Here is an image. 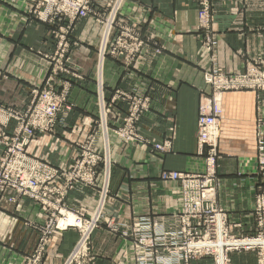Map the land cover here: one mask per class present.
I'll return each instance as SVG.
<instances>
[{
  "label": "crops",
  "instance_id": "crops-1",
  "mask_svg": "<svg viewBox=\"0 0 264 264\" xmlns=\"http://www.w3.org/2000/svg\"><path fill=\"white\" fill-rule=\"evenodd\" d=\"M34 1L0 0V104L18 110L27 108L34 90L43 84L50 66L44 55L53 54L57 47V26L32 13ZM198 7V0H125L122 5L120 16L136 27L144 47L129 65L106 55L99 79L105 77L108 101L117 90L141 91L149 97L150 108L140 122V132L149 143L129 144L110 136L113 166L107 215L119 222L129 224L140 216L155 218L181 210L180 183L162 179L161 173L204 169L197 122L203 96L212 95L205 72L218 67L239 74L264 61V0H210L209 30L216 38L210 53L204 52L209 30L199 26ZM58 24L66 25L68 20ZM102 35L103 26L93 16L75 23L69 60L81 77L67 76L71 81L68 103L73 107L58 114L55 132L37 134L28 146L30 155L55 167L72 164L77 142L95 124V72ZM263 97L259 91L238 90L225 92L221 101L218 203L228 210L229 222L250 225L242 229L243 234L254 230L257 123L264 117L258 104ZM115 107L126 110L127 104L119 100ZM14 127L11 121L7 131ZM167 141L171 146L166 151L154 149L153 143ZM3 151L0 145V156ZM98 197L95 189L78 186L67 194L65 203L90 213ZM7 203L0 205V264H23L41 245L47 214L28 197ZM78 236L75 228L50 235L40 264H64ZM134 252L131 239L100 227L91 233L82 264H136Z\"/></svg>",
  "mask_w": 264,
  "mask_h": 264
},
{
  "label": "built area",
  "instance_id": "built-area-1",
  "mask_svg": "<svg viewBox=\"0 0 264 264\" xmlns=\"http://www.w3.org/2000/svg\"><path fill=\"white\" fill-rule=\"evenodd\" d=\"M125 0H35L30 8L43 22L57 26L54 31L59 48L56 59L49 58V68L45 87L37 91L32 106L29 108L30 120L20 122L16 134L12 137L0 130V145L4 151L0 156V205L17 203L26 196L39 203L47 214L42 227L41 245L32 257H27L25 264H39L42 261L44 247L48 237L58 231L75 228L79 236L71 254L64 264H82L88 254L91 233L96 228L107 226L112 232L120 233L126 238L135 240V255L138 264H192L197 258L215 255V264H231L228 254L233 250H253L258 253V264H264V117L257 123L258 158L255 174L258 176L257 194L252 215L255 230L251 234L234 235L233 227L227 222L226 211L217 203L216 183L218 181V139L221 115L220 101L227 91L254 90L264 93V61L247 68L241 74L222 72L218 67L204 74V80L212 88V98L203 96L198 117V154L204 156V169L200 172L164 171L161 178L180 182L182 190V207L178 213L159 215L155 218L140 216L132 224L119 222L114 216L97 218L94 214L87 216L81 208L70 207L65 203L67 193L78 186H87L98 191L100 201L104 200L98 214L111 198L112 171V134L126 143L146 141L140 134V122L150 108L149 97L141 91L134 93L119 92L117 97L127 103L126 111L118 110L108 103L105 95L104 73L106 55L123 58L129 65L140 51L144 42L138 35L135 26L120 19V11ZM201 25L210 29V0H201ZM93 16L103 26L102 67L97 65V96L100 109L99 121L93 126V133L79 144V151L68 168H57L47 162L29 155L27 146L35 137V132H55L59 110L65 106L69 87L61 94L57 78L60 73H71L66 65L69 61L67 51L71 42L69 37L75 23L81 18ZM68 20V24H58ZM117 30V31H116ZM116 31L114 36L113 33ZM216 45L215 35L207 31L204 52H212ZM159 52V51H157ZM53 58V57H52ZM101 67V68H100ZM48 85V86H47ZM70 107L67 106V110ZM259 110L264 112V97L259 103ZM0 106V124L3 118L18 117ZM107 137V138H106ZM156 150L166 151L171 144L155 143ZM28 176V178H25ZM64 179L63 185L57 181ZM27 181V182H25ZM97 213V212H95ZM73 216L72 224L60 226L68 215ZM111 219H105V217ZM215 218L220 219L218 231L215 230ZM165 221L166 223H164ZM234 227L241 228L238 223ZM219 235L223 239L222 251L226 259L220 263L214 244ZM208 239V244H204ZM231 240V242H229ZM233 240V242H232Z\"/></svg>",
  "mask_w": 264,
  "mask_h": 264
},
{
  "label": "rangeland",
  "instance_id": "rangeland-1",
  "mask_svg": "<svg viewBox=\"0 0 264 264\" xmlns=\"http://www.w3.org/2000/svg\"><path fill=\"white\" fill-rule=\"evenodd\" d=\"M199 1V7H198V17H199V26L201 27V28H203V29H206L205 27H203L202 25H201V23H200V21H201V16H200V14L202 13V5H201V0H198ZM122 8V7H121ZM120 19H122L124 22H127V20L125 19V18H123V17H119ZM211 21H212V16H211V20H209V23H211ZM213 34H215V33H213ZM206 36H207V34H206ZM206 40V39H205ZM205 43V42H204ZM101 47H102V41H101V46H100V48H99V54H101L100 53V50H101ZM143 47H144V44H143V46L141 47V49H140V51L136 54V56L134 57V59L132 60V62L130 63V64H132L133 63V61L136 59V57L138 56V54L142 51V49H143ZM58 48H59V45H58V42H57V47H56V50H55V52L53 53V54H51V55H49V54H45L44 55V57H45V59L47 60V62H49V58H51V60H58V59H56V57L58 56L57 55V52H58ZM70 50H71V45H70V48L68 49V51L66 52L67 53V57L69 58V54H70ZM155 51H159L157 48L155 49ZM109 55V54H108ZM53 57V58H52ZM120 59H122V60H124L123 58H120ZM99 62H100V65H101V67H102V63H103V56H101L100 57V61L98 60V64H99ZM124 62H125V60H124ZM97 64V65H98ZM255 65H257V64H255ZM66 68L71 72V73H60L59 74V76H58V78L56 79L57 80V82H58V86H55V88L58 90V93L59 94H61L63 91H65L66 90V87H69V91H68V93H67V95H66V100H65V106L63 105L62 106V108L59 110V112H58V114L61 112V111H63V110H65V111H68L67 110V106H69L70 107V109H72V105L71 104H69L68 103V95H69V92H70V88H71V81L69 80V79H67V76L68 77H72V78H80L81 76H80V74H79V72H78V70H77V68L70 62V60L68 61V63H67V65H66ZM102 70V69H101ZM103 71V70H102ZM210 71V70H209ZM247 71V70H246ZM245 71V72H246ZM207 72V71H206ZM205 72V73H206ZM244 73V72H243ZM229 74H231V73H229ZM239 74H241V73H239ZM47 75H49L48 73H47ZM63 75H65V77L63 76ZM103 75H104V73H103ZM205 79V78H204ZM46 81H47V76H46V78H45V80H44V82H43V84L41 85V86H39V87H37L35 90H34V95H33V98H32V100H31V103L27 106V108L26 109H24V110H18V109H15V108H12V107H10V106H6V105H3V104H0V106H3V107H5V108H7V110H10L9 112H15L16 114H18V117L17 118H15V117H9V120L8 121H6L4 118H3V122L4 123H6V124H0V130H4L5 132H6V134L7 135H9V137H12V136H14L15 134H16V130H17V128L20 126V122H23V123H26V122H28L29 120H30V112L28 111L29 110V108L32 106V103H33V100H34V98H35V95H36V93H37V91H40V90H42L44 87H45V85H46ZM205 81V80H204ZM206 83V82H205ZM95 84H96V93H97V85H98V77H97V67H96V72H95ZM48 86V85H47ZM104 86H106V82H105V77H104ZM105 89H106V87H105ZM244 90H246V89H244ZM238 91V90H237ZM119 92H124V93H134V92H125V91H122V90H117L116 92H115V94H114V96L112 97V99L110 100V101H108L107 100V98H106V100H107V102L108 103H110V104H112L113 105V107L116 109V107H115V105H116V102L117 101H122V102H125L124 100H122L121 98H118L117 97V95H118V93ZM228 92V91H227ZM106 95V94H105ZM213 97V95H211L209 98H212ZM222 97H223V95H222ZM222 97H221V101H222ZM220 101V104H221V107H222V102ZM97 103H98V96H97ZM126 103V102H125ZM127 104V103H126ZM98 105V109H97V116H96V118H95V121H94V123L97 121H99L100 119H99V115H100V109H99V103L97 104ZM258 107H259V104H258ZM70 109H69V111H70ZM127 109V108H126ZM149 110V109H148ZM200 110H201V108H200ZM123 111V110H122ZM124 111H126V110H124ZM58 114H57V119H56V126H57V120H58ZM222 114V113H221ZM142 120V119H141ZM11 121H14L15 122V127H14V129L12 130V132H8L7 131V127H8V125H9V123L11 122ZM219 121H221V115H220V117H219ZM140 125V124H139ZM55 131H56V128H55ZM197 132H198V125H197ZM39 133H46V132H41V131H36L35 132V137H36V135L37 134H39ZM51 133H53V132H51ZM93 133V128L91 129V131L88 133V135L85 137V139L84 140H82V141H79V142H77V153H78V151H79V144H81V143H84L87 139H88V137L91 135ZM140 134H141V132H140ZM112 135H114V134H112ZM142 136H144L143 134H142ZM107 138V137H106ZM120 138V137H119ZM144 138L146 139V141L148 142V139L144 136ZM33 140V139H32ZM31 140V141H32ZM145 142V141H144ZM31 143V142H30ZM30 143H29V145H30ZM143 143V142H142ZM149 143V142H148ZM155 143H153V145H154ZM28 145V146H29ZM28 146H27V152H28ZM155 149V148H154ZM217 150H218V148H217ZM198 151H199V146H198ZM29 154V153H28ZM30 155V154H29ZM219 158H220V155H219V151H218V159H217V162H218V160H219ZM40 160V159H39ZM205 160L206 159H204V162H205ZM40 161H43V160H40ZM257 161V160H256ZM45 162V161H44ZM51 165V164H50ZM53 166V165H52ZM112 166H113V163H112ZM55 167V166H54ZM58 168V167H57ZM177 172H184V171H177ZM217 175H218V167H217ZM111 176H112V171H111ZM218 180H219V178H218ZM180 183V182H179ZM64 184V179L62 178L61 179V184L60 185H63ZM110 184H111V182H110ZM58 185V184H57ZM217 185H218V181H217V183H216V192H217ZM77 188V187H76ZM70 192V191H69ZM68 192V193H69ZM67 193V194H68ZM23 197H26V196H23ZM23 197H21V198H23ZM29 198V197H28ZM99 198V197H98ZM255 198H256V196H255ZM33 200V199H32ZM103 200V198H101L100 199V201L99 200H97V203H96V207H95V209L92 211V212H90V213H88V212H86L85 210V212L87 213L86 215H90L91 213L93 214V213H95V212H99V208H100V202ZM35 201V200H34ZM36 202V201H35ZM37 203V202H36ZM217 203H218V192H217ZM3 204V203H2ZM8 204V203H7ZM39 204V203H38ZM107 205H108V203H106L105 204V207L107 208ZM218 205H219V203H218ZM221 208H223L225 211H227L226 212V214H227V216H228V222H229V214H228V210H226L223 206H221V205H219ZM254 206H255V202H254ZM96 214V213H95ZM251 215H252V213H251ZM68 216H71V217H69V218H67L66 219V221L68 220H71V218H72V222H67L65 225H62V222H61V226H66V225H68L69 223H73V221H75V219H73V216L71 215V214H69ZM252 218H253V216H252ZM253 220H254V218H253ZM133 223V222H132ZM132 223H130V224H132ZM64 224V223H63ZM230 226H232L233 227V234L234 235H238V234H241V233H243L244 231L242 230V229H245V230H247L248 228H247V226H250L247 222L245 223V225L242 227V228H236V227H234L237 223H231V222H229L228 223ZM215 225V230L217 229V223H215L214 224ZM104 227H106L107 228V226H104ZM246 227V228H245ZM241 229V230H240ZM97 230V229H96ZM110 230V229H109ZM254 230H255V221H254ZM253 230V231H254ZM94 231V230H93ZM92 231V232H93ZM56 233V232H55ZM54 234V233H53ZM120 234V233H119ZM248 234V233H247ZM52 235V234H51ZM124 237V236H123ZM126 238V237H125ZM48 239H49V237H48ZM129 239H131L132 240V242H133V244H134V248H135V240L134 239H132V238H129ZM208 239H205V241H204V243H207L208 244ZM210 242H212L213 244H214V248L216 249V251H217V253H218V258L220 259V263H221V261H222V258L224 257V254H222V242H223V239L219 236V238L215 241V240H212V241H210ZM229 242H231V240H229ZM232 242H233V240H232ZM47 243V242H46ZM77 243V242H76ZM76 245V244H75ZM43 247H44V245H43ZM36 252V251H35ZM35 254V253H34ZM34 254H32V255H30V256H28V257H32ZM228 257L230 258V263L231 264H258V253L256 252V251H253V250H240V251H238V250H233V251H231L229 254H228ZM43 258H44V252H43V257H42V260H43ZM133 258H134V260H135V262H136V264H138V261H137V259H136V255H135V252H134V255H133ZM224 259H225V257H224ZM40 262H42V261H40ZM26 262L24 261L23 262V264H25ZM40 264V263H39ZM192 264H215V255H211V256H205V257H201V258H197V259H195L194 261H192Z\"/></svg>",
  "mask_w": 264,
  "mask_h": 264
},
{
  "label": "bare ground",
  "instance_id": "bare-ground-1",
  "mask_svg": "<svg viewBox=\"0 0 264 264\" xmlns=\"http://www.w3.org/2000/svg\"><path fill=\"white\" fill-rule=\"evenodd\" d=\"M220 108H221V113H222V107H221V104H220ZM219 117L220 116H218V119H219ZM257 158H258V155H257V157H256V160H257ZM25 178H28V176H26ZM25 182H27V181H25ZM107 203V202H106ZM103 204H104V200H102L101 202H100V208L103 206ZM100 208H99V211H100ZM102 211H104L102 214H98V213H93L94 215H95V217H97V218H100V217H103V216H106V214H107V208L105 207H103L102 208ZM227 212V211H226ZM92 215V213L90 214V215H87V216H91ZM69 217H71V216H68L67 218H69ZM66 218V219H67ZM104 218V217H103ZM105 219H111L110 217H105ZM61 222H62V225H65L67 222H72V218H71V220H67V221H60V226H61ZM164 223H166L165 221H163ZM227 222H228V216H227ZM64 223V224H63ZM214 223H217V229H216V231H218V229H219V226H220V219L219 218H215V222ZM69 224H72V223H69ZM130 224V223H129ZM62 227H64V226H62ZM96 229H99V227L98 228H96ZM95 229V230H96ZM115 233V232H114ZM117 234H119V233H117ZM220 237H223V236H221V235H219ZM204 244H206V243H204ZM222 254H224V252L222 251ZM224 257H225V254H224ZM224 257L222 258V261L223 260H225L226 259V257H225V259H224ZM222 261H221V263H222Z\"/></svg>",
  "mask_w": 264,
  "mask_h": 264
}]
</instances>
